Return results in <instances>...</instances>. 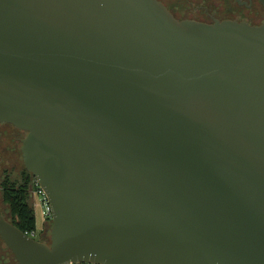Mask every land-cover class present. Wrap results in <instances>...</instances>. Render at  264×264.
Instances as JSON below:
<instances>
[{
  "label": "water",
  "instance_id": "1",
  "mask_svg": "<svg viewBox=\"0 0 264 264\" xmlns=\"http://www.w3.org/2000/svg\"><path fill=\"white\" fill-rule=\"evenodd\" d=\"M0 123L50 207L0 214L17 264H264V21L0 0Z\"/></svg>",
  "mask_w": 264,
  "mask_h": 264
},
{
  "label": "flooded vegetation",
  "instance_id": "2",
  "mask_svg": "<svg viewBox=\"0 0 264 264\" xmlns=\"http://www.w3.org/2000/svg\"><path fill=\"white\" fill-rule=\"evenodd\" d=\"M178 21L214 23L215 21H237L256 23V18L264 9L258 0H157ZM2 125L10 124L0 123ZM13 127V126H12ZM6 219V215L0 211ZM7 220V219H6ZM49 242V236L40 239ZM0 239V244H1ZM13 256V255H12Z\"/></svg>",
  "mask_w": 264,
  "mask_h": 264
},
{
  "label": "trees",
  "instance_id": "3",
  "mask_svg": "<svg viewBox=\"0 0 264 264\" xmlns=\"http://www.w3.org/2000/svg\"><path fill=\"white\" fill-rule=\"evenodd\" d=\"M33 179L24 167L15 174L7 167L0 172V199L7 206L6 219L22 232L36 230L31 200Z\"/></svg>",
  "mask_w": 264,
  "mask_h": 264
},
{
  "label": "rangeland",
  "instance_id": "4",
  "mask_svg": "<svg viewBox=\"0 0 264 264\" xmlns=\"http://www.w3.org/2000/svg\"><path fill=\"white\" fill-rule=\"evenodd\" d=\"M259 14V17L255 20L256 23L253 24H259L264 21V9H262ZM2 127H4V129L0 128V130H2L1 132L4 133V135L0 134V172L3 167H7L15 174L18 173V171L20 172L23 168L19 147L20 139L25 136V133L12 126L6 125ZM33 202H35L34 214L37 231L35 239L39 240L42 229L44 232L43 237L47 236V234L49 236L50 218H46L43 211L44 207L40 202H38V198L34 197ZM0 211L8 216L6 214L8 211L7 206L1 203V199ZM0 264H17L11 252L6 248L3 242L0 244Z\"/></svg>",
  "mask_w": 264,
  "mask_h": 264
},
{
  "label": "built area",
  "instance_id": "5",
  "mask_svg": "<svg viewBox=\"0 0 264 264\" xmlns=\"http://www.w3.org/2000/svg\"><path fill=\"white\" fill-rule=\"evenodd\" d=\"M36 197L38 198V202H40L44 209V213L46 218H50V207L49 204L47 202V198L45 195V192L43 191L42 188L39 187V185L37 184L36 180L33 179L32 181V189H31V200H32V206L34 208L35 202H33V198ZM43 232V229L41 231V233ZM25 235L35 238L37 231L36 230H32V231H24L23 232ZM67 264H94V263H89V262H69Z\"/></svg>",
  "mask_w": 264,
  "mask_h": 264
},
{
  "label": "crops",
  "instance_id": "6",
  "mask_svg": "<svg viewBox=\"0 0 264 264\" xmlns=\"http://www.w3.org/2000/svg\"><path fill=\"white\" fill-rule=\"evenodd\" d=\"M2 126H6V125H2V124H0V128L4 129V127H2ZM5 129H6V128H5ZM1 131H2V130H0V134H3V135H4V133H2ZM43 234H44V232L41 233V235H43Z\"/></svg>",
  "mask_w": 264,
  "mask_h": 264
}]
</instances>
